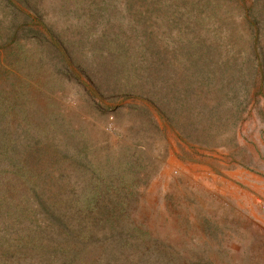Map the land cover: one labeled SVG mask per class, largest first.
Returning <instances> with one entry per match:
<instances>
[{
    "label": "rangeland",
    "instance_id": "374dc122",
    "mask_svg": "<svg viewBox=\"0 0 264 264\" xmlns=\"http://www.w3.org/2000/svg\"><path fill=\"white\" fill-rule=\"evenodd\" d=\"M249 7L0 0V264H264Z\"/></svg>",
    "mask_w": 264,
    "mask_h": 264
},
{
    "label": "trees",
    "instance_id": "16d2710c",
    "mask_svg": "<svg viewBox=\"0 0 264 264\" xmlns=\"http://www.w3.org/2000/svg\"><path fill=\"white\" fill-rule=\"evenodd\" d=\"M242 1L250 4V7L248 8V11H247L248 13H251L250 15L257 16L264 21V19H263L264 18V0H242ZM215 3H216V1H215ZM258 25H257V21L252 22V26L254 28L255 27L257 28ZM263 25H264V22H263ZM258 28H259V26H258ZM258 30L256 29L255 31H253L255 38H257V36H258V32H259ZM262 31H263V28H262ZM248 60L250 61L251 58H249ZM254 60L255 59H252L251 62H254ZM260 62H261L262 67H264V51H262V50L260 52ZM146 66L149 67L150 63L147 64Z\"/></svg>",
    "mask_w": 264,
    "mask_h": 264
}]
</instances>
